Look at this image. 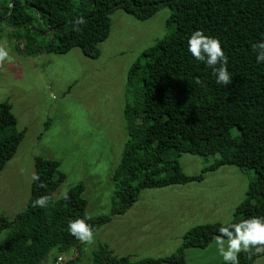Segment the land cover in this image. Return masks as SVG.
<instances>
[{
	"label": "trees",
	"instance_id": "trees-1",
	"mask_svg": "<svg viewBox=\"0 0 264 264\" xmlns=\"http://www.w3.org/2000/svg\"><path fill=\"white\" fill-rule=\"evenodd\" d=\"M167 7L174 31L144 50L128 69L123 117L127 141L112 174L114 192L107 215H86L82 183L53 201L65 176L56 160L36 157L26 208L12 219L0 217V264H42L56 251L55 260L69 251L75 264L83 243L67 229L70 220L84 219L93 234L124 215L144 189L202 181L203 173L221 166L253 170L246 198L235 209V220L264 218V63L257 64L252 45L264 40V0H0V27L19 55L65 54L78 49L88 59L100 55L98 44L110 32V14L116 10L139 21ZM83 17L85 23L73 22ZM35 22L39 26H35ZM215 37L227 57L228 85L215 82L211 68L187 53L194 30ZM49 35L46 42L43 36ZM219 67V65H217ZM199 79L200 83H196ZM8 103L0 104V171L14 156L25 131ZM218 156L196 176H187L179 164L181 154ZM41 182L43 187L40 186ZM48 196L44 208L32 201ZM228 224L198 225L183 235L177 252L165 258L132 262L99 245L91 264H184L185 249L206 248ZM264 252L239 254V264H253Z\"/></svg>",
	"mask_w": 264,
	"mask_h": 264
},
{
	"label": "rangeland",
	"instance_id": "rangeland-1",
	"mask_svg": "<svg viewBox=\"0 0 264 264\" xmlns=\"http://www.w3.org/2000/svg\"><path fill=\"white\" fill-rule=\"evenodd\" d=\"M170 13L163 7L152 18L139 21L114 11L109 35L98 44L97 59L84 57L78 49L19 55L7 38L8 29L0 27V46L9 51V59L0 61V104L10 105L16 129L25 131L0 171V217L12 219L26 208L36 157L60 163L58 171L65 179L53 201L82 183L86 215L110 212L112 174L127 141L123 117L127 72L144 50L174 31V24L166 23ZM217 158L183 153L179 164L185 175L196 176ZM253 178V170L225 165L203 173L199 182L144 189L124 215L113 217L94 233L91 244H82L75 264H91L92 253L104 244L132 262L169 257L193 227L234 222L235 209L246 198ZM215 238L204 249H185L184 264H223ZM74 252L63 254L62 262L54 261L55 250L50 255L53 264H64L76 258ZM253 264H264V256Z\"/></svg>",
	"mask_w": 264,
	"mask_h": 264
},
{
	"label": "clouds",
	"instance_id": "clouds-1",
	"mask_svg": "<svg viewBox=\"0 0 264 264\" xmlns=\"http://www.w3.org/2000/svg\"><path fill=\"white\" fill-rule=\"evenodd\" d=\"M84 23V18L78 17L73 22L74 30H77L76 25ZM186 50L192 58L211 68L217 84H229L231 77L226 67L227 57L224 55L221 42L218 39L205 35L201 30H194L187 38ZM252 50L256 53V63H264V40L253 44ZM6 59H9V51L0 46V61ZM196 83H200L199 79L196 80ZM32 180L40 181L39 175L33 173ZM40 186H44L42 182ZM63 198L68 199L67 191L64 192ZM48 203V196H40L32 201V206L44 208ZM67 229L69 234L80 242L85 244L93 242V229L84 219L70 220ZM218 232L215 246L223 264H239L240 253L250 256L253 250L255 253L264 252V218L254 216L238 223H229L227 226L219 228ZM42 264H53L52 256L47 255Z\"/></svg>",
	"mask_w": 264,
	"mask_h": 264
},
{
	"label": "built area",
	"instance_id": "built-area-1",
	"mask_svg": "<svg viewBox=\"0 0 264 264\" xmlns=\"http://www.w3.org/2000/svg\"><path fill=\"white\" fill-rule=\"evenodd\" d=\"M57 261H58V262H62V261H64V260H63L62 257H59V258L57 259ZM58 262H57V263H58Z\"/></svg>",
	"mask_w": 264,
	"mask_h": 264
}]
</instances>
